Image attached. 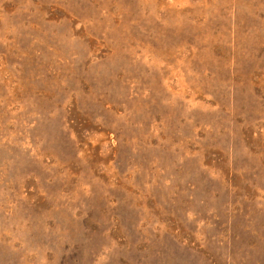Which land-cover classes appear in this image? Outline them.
<instances>
[{
  "label": "rangeland",
  "instance_id": "obj_1",
  "mask_svg": "<svg viewBox=\"0 0 264 264\" xmlns=\"http://www.w3.org/2000/svg\"><path fill=\"white\" fill-rule=\"evenodd\" d=\"M0 264H264V0H0Z\"/></svg>",
  "mask_w": 264,
  "mask_h": 264
}]
</instances>
